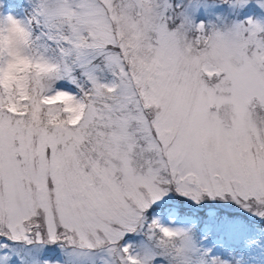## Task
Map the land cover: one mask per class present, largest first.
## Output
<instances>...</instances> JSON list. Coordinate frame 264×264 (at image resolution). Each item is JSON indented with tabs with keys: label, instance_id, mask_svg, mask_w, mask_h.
Masks as SVG:
<instances>
[{
	"label": "snow or ice",
	"instance_id": "snow-or-ice-1",
	"mask_svg": "<svg viewBox=\"0 0 264 264\" xmlns=\"http://www.w3.org/2000/svg\"><path fill=\"white\" fill-rule=\"evenodd\" d=\"M0 264H264V0H0Z\"/></svg>",
	"mask_w": 264,
	"mask_h": 264
}]
</instances>
